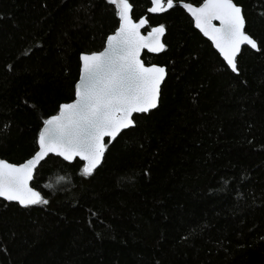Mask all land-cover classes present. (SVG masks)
I'll return each mask as SVG.
<instances>
[{"label":"trees","instance_id":"obj_1","mask_svg":"<svg viewBox=\"0 0 264 264\" xmlns=\"http://www.w3.org/2000/svg\"><path fill=\"white\" fill-rule=\"evenodd\" d=\"M232 2L260 49L241 50L238 74L179 7L151 16L149 0H128L134 21L165 26V50L142 56L166 69L158 106L89 177L78 160L46 158L31 186L47 204L0 200V264H264V0ZM115 12L106 0H0V160L34 154Z\"/></svg>","mask_w":264,"mask_h":264},{"label":"snow or ice","instance_id":"obj_2","mask_svg":"<svg viewBox=\"0 0 264 264\" xmlns=\"http://www.w3.org/2000/svg\"><path fill=\"white\" fill-rule=\"evenodd\" d=\"M116 8L118 27L106 36L103 50L79 55V79L74 86V98L59 105L58 113L43 120L35 140L37 150L19 165L0 160V198L16 202L21 207L47 204L40 192L29 186L34 169L49 154L72 163L82 162L80 174L89 177L101 164L106 146L126 130L136 126L134 114H146L157 107L161 82L166 69L145 66L141 50L160 53L165 50L161 37L165 26H150L141 16L134 21L129 15L128 0H106ZM181 7L195 22V27L207 37L226 64L225 71L238 74L236 60L241 45L259 51L257 42L243 31L242 9L232 0H203L199 7L189 3L174 4V0H149L147 14H164ZM219 21V27L212 22ZM146 26L150 27V31ZM147 35L141 34V29Z\"/></svg>","mask_w":264,"mask_h":264},{"label":"water","instance_id":"obj_3","mask_svg":"<svg viewBox=\"0 0 264 264\" xmlns=\"http://www.w3.org/2000/svg\"><path fill=\"white\" fill-rule=\"evenodd\" d=\"M180 3H183V2H174V4L175 5H179ZM203 3V2H202ZM201 3V4H202ZM233 3V2H232ZM200 4V5H201ZM234 4V3H233ZM200 5H198V6H194V5H192V6H194V7H199ZM181 10H183L184 11V9L183 8H181V7H179ZM132 7L130 8V12H129V15L132 17ZM185 12V11H184ZM185 14L189 17V20H191L190 22H192V25H193V28L206 40V41H208L209 43H210V47H212L213 48V50L216 52V50H215V48L212 46V43H211V41L207 38V37H205L196 27H195V22L192 20V17L187 13V12H185ZM147 15H151V16H158V15H161V14H147ZM147 15H145L144 17L147 19ZM138 21V20H137ZM215 26H217V27H219V21H213L212 22ZM118 25V24H117ZM147 27V26H146ZM145 29H141V34L142 35H147V31L145 32V33H143V31H144ZM148 31H150V29L148 30ZM243 31H245V27H244V29H243ZM114 33V32H113ZM112 33V34H113ZM245 34H246V32H245ZM165 35V34H164ZM163 38H164V36H162L161 37V42L163 43ZM244 47H247V48H249V49H251L250 47H248L247 45H241V48H240V51L237 53V56L236 57H238L239 56V54H240V52H241V50L244 48ZM103 50V49H102ZM252 50V49H251ZM101 51V50H100ZM252 51H255V50H252ZM256 52V51H255ZM144 53H147V54H149V55H159V54H161L162 52H160V53H148L147 52V50L146 49H142L141 50V54H140V59H141V62L143 61L142 60V56H143V54ZM218 55H219V53L218 52H216ZM220 57V56H219ZM220 59H222V57H220ZM237 59V58H236ZM222 61H223V59H222ZM224 62V61H223ZM143 64H144V62H142ZM225 64V63H224ZM145 65V64H144ZM154 65V64H153ZM226 65V64H225ZM145 66H151V65H145ZM157 66V65H156ZM77 78L79 79V75L77 76ZM165 78H166V76H165ZM78 79H77V81H78ZM165 80V79H164ZM164 80L161 82V85H160V91H161V86H162V84H163V82H164ZM74 91V90H73ZM160 91H159V95H158V99L160 98ZM69 103V102H68ZM158 103H159V100H158V102H157V106H158ZM157 108V107H156ZM156 108H154V109H151L150 110V112L151 111H153V110H155ZM57 113H58V111H57ZM56 113V114H57ZM55 114V115H56ZM147 114V113H146ZM135 116H137V115H141V114H134ZM42 127H43V125H42ZM41 127V128H42ZM112 144V143H111ZM37 146V145H36ZM36 150H37V148H36ZM32 156V155H31ZM48 157H56V158H59V159H61L62 161H64L61 157H57V156H55L54 154H49V156ZM48 157H45V159L44 160H42L41 162H40V164L41 163H43V161H45L46 160V158H48ZM31 158V157H30ZM30 158H28V159H30ZM75 160H78L79 161V159L78 158H76ZM26 161V160H25ZM24 161V162H25ZM102 161H103V158H102ZM102 161H101V163H102ZM6 162V161H5ZM64 162H66V161H64ZM79 162H81V161H79ZM8 163V162H7ZM23 163V162H22ZM66 163H69V162H66ZM82 163V162H81ZM21 164V163H20ZM39 164V165H40ZM13 165H19V164H13ZM38 165V166H39ZM101 165V164H100ZM37 166V167H38ZM36 167V168H37ZM36 168L34 169V172H33V176H34V173H35V170H36ZM97 168H99V165L97 166ZM96 168V169H97ZM96 169H94V171L96 170ZM33 180V179H32ZM32 180H30L29 181V186L32 188V186H31V181ZM33 189V188H32ZM33 190H35V189H33ZM36 191V190H35ZM0 200L1 201H3L2 200V198H0ZM5 203H8V204H16V205H18L19 207H21L18 203H16V202H8V201H4ZM32 206V205H31Z\"/></svg>","mask_w":264,"mask_h":264}]
</instances>
